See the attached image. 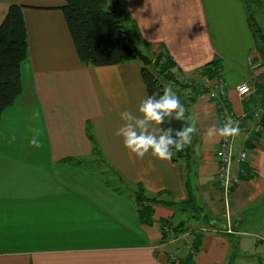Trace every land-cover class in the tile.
Here are the masks:
<instances>
[{
  "label": "crops",
  "instance_id": "obj_1",
  "mask_svg": "<svg viewBox=\"0 0 264 264\" xmlns=\"http://www.w3.org/2000/svg\"><path fill=\"white\" fill-rule=\"evenodd\" d=\"M117 1L144 54L154 57L164 47L178 82L189 79L208 90L222 85L225 110L246 115L234 147L247 150L250 159L233 166L240 183L229 197V220L217 182L221 138H205L218 124L219 102L203 93L190 103L192 92L170 84L191 117L187 122L198 128L190 159L174 163L150 152L138 159L115 132L123 124L120 113L139 115L148 97L142 64L83 65L61 12L63 0H0V24L9 6L21 7L28 43L21 94L0 120V264H170L167 256L183 253L187 234L163 240L156 222L176 225L185 217L160 205L155 223L141 225L134 201L138 185L165 202L186 201L191 193L210 217L213 231L197 226L204 225L199 219L184 224L204 234L194 264H246L251 257L250 263L264 264V129L256 131L251 113L258 106L264 110V62L244 0H109V7ZM256 1L254 15L257 9L264 15V0ZM214 59L220 60L218 79L193 74ZM244 83L253 89L240 99L236 88ZM34 135L43 147L30 145ZM94 153L117 180L90 170Z\"/></svg>",
  "mask_w": 264,
  "mask_h": 264
},
{
  "label": "trees",
  "instance_id": "obj_2",
  "mask_svg": "<svg viewBox=\"0 0 264 264\" xmlns=\"http://www.w3.org/2000/svg\"><path fill=\"white\" fill-rule=\"evenodd\" d=\"M64 6L61 8L63 17L71 37L75 52L79 61L85 66L105 67L114 66L132 61H137L134 52L129 47L125 34H128L133 44L136 46L138 36L132 35L125 27L124 19L118 8V1L113 7L106 8L108 0H63ZM246 4L249 27L255 37L257 52L264 62V35L257 25L254 8L259 4L256 0H244ZM27 31L22 17L21 7L9 6L3 21L0 24V120L3 111L11 107L17 97L21 94V65L27 57ZM147 44H144L145 47ZM140 50V49H139ZM144 54V53H143ZM148 56L147 54H145ZM149 67H141L139 73L144 83L148 96L153 93L163 94L164 85L160 79L176 85L181 90H189L193 97H188L193 103L199 94L208 93V89L195 85L192 80L178 82L176 67L171 56L161 47ZM220 60L214 59L201 68L195 70L198 78L207 81L220 77ZM194 83V84H193ZM184 121H175L169 124L166 120L161 128L172 127L179 129L184 126ZM190 146L183 151L175 152L171 158L172 162L189 160ZM218 182V181H217ZM186 201L180 203L161 201L157 196H146L141 185L134 191L135 208L137 217L141 225L151 227L154 223L155 207L166 206L175 210L174 215H182L184 220L174 225L170 219L157 220L159 231L163 240L171 238L177 239L180 235L188 234V239L180 243L181 248H185L179 256L168 255L170 264H194L196 255L199 253L201 241L204 236L199 230L187 232L184 224L190 219L202 220L204 225L212 231L211 220L204 214L197 205L196 199L191 193ZM174 206V207H173ZM217 233L226 234L228 229L215 228ZM204 232V231H203ZM178 247V249H180Z\"/></svg>",
  "mask_w": 264,
  "mask_h": 264
},
{
  "label": "clouds",
  "instance_id": "obj_3",
  "mask_svg": "<svg viewBox=\"0 0 264 264\" xmlns=\"http://www.w3.org/2000/svg\"><path fill=\"white\" fill-rule=\"evenodd\" d=\"M137 111L139 115L128 110L120 113L123 124L115 135L122 138L124 147L138 159H143L150 152L158 159L170 160L175 152L183 151L191 145L198 132L195 122H187L191 117L186 116L187 109L172 86L164 87L163 94L153 93L142 100ZM166 120L169 124L172 120L185 123L179 129L157 127ZM238 134V122L228 117L222 125L210 126L205 138L209 143H215L218 138L227 139ZM30 145L35 148L43 147L38 135L32 137Z\"/></svg>",
  "mask_w": 264,
  "mask_h": 264
},
{
  "label": "built area",
  "instance_id": "obj_4",
  "mask_svg": "<svg viewBox=\"0 0 264 264\" xmlns=\"http://www.w3.org/2000/svg\"><path fill=\"white\" fill-rule=\"evenodd\" d=\"M252 87L247 84H241L236 88L237 95L240 99L249 96L252 93ZM208 97L211 100L217 101L221 104L219 108L221 112L217 114V122L219 125H222L226 118L231 117L233 121L239 122L242 118L246 115L243 114L241 116H235L225 110V103L227 98V91L226 88L222 85L216 86L214 89H209L207 93ZM252 116L258 122L255 126L256 131H261L264 129V110L258 106L251 111ZM237 136V135H236ZM235 137H230L227 139H220L219 146L215 152V157L217 159V163L219 166V173H218V184L220 185L223 201L226 202L227 198L230 197L233 190L238 186L240 183L239 173L232 174L234 164L238 165H246V163L250 159V153L247 150H240L234 155V142ZM228 232H230L228 230Z\"/></svg>",
  "mask_w": 264,
  "mask_h": 264
},
{
  "label": "rangeland",
  "instance_id": "obj_5",
  "mask_svg": "<svg viewBox=\"0 0 264 264\" xmlns=\"http://www.w3.org/2000/svg\"><path fill=\"white\" fill-rule=\"evenodd\" d=\"M110 5V3H109V0H108V4H107V6H106V8H108V6ZM263 17H264V15H263V11L262 10H255V19H256V22H257V25L260 27V29H261V32H262V34L264 35V20H263ZM151 59H153V57H150ZM152 61V60H151ZM136 62H139L138 60L136 61ZM262 62H263V60H262ZM140 63V62H139ZM141 64V63H140ZM160 82H161V84L162 85H164L165 87L167 86V85H169L170 86V84H172V83H170V82H166L163 78H161L160 79ZM184 91H182V93H183ZM235 140H236V138H235ZM234 145H235V142H234ZM235 151V147H234V150H232V152H234ZM236 153H237V151H235L234 152V155L236 156ZM89 161H93V162H91V164H92V166H91V164H87L86 166L88 167V165L89 166H91V169L90 170H92V171H96V172H101V174H100V176L101 177H103V178H105L106 176H107V174H108V176L107 177H110V178H112V180H117V178H118V175H117V173L112 169L111 170V168L112 167H110V168H108L107 167V162L106 161H103V157H101V155L100 154H97V153H94L92 156H91V160H89ZM216 162H217V159H216ZM106 163V164H105ZM112 176V177H111ZM107 181V180H106ZM222 193V192H221ZM229 197L227 198V201L226 202H224V207H225V216H226V219H227V221L229 220ZM174 207V206H173ZM165 208V210H167V212H171V210L173 211V209H171V208H169V207H164ZM174 212H175V210H174ZM186 214L187 213H185V214H182V215H185L186 216ZM182 215H176V218H180V216L182 217ZM172 216H173V214H172ZM171 216V217H172ZM195 225V224H194ZM197 226H205V225H203V224H201V223H197ZM196 228V227H195ZM195 228H193V229H195ZM213 229L214 228H212L211 230L213 231ZM229 230V229H228ZM230 231V230H229ZM187 232H190V231H188L187 230ZM262 232L264 233V231L262 230ZM187 234V233H186ZM188 235V234H187ZM187 235H185V236H183L184 238H186V239H188V236ZM264 246V245H263ZM174 256V255H173ZM254 258L253 257H251V259H248V264H252V263H250V261H252ZM243 262V261H242ZM247 262H244V263H246L247 264Z\"/></svg>",
  "mask_w": 264,
  "mask_h": 264
},
{
  "label": "water",
  "instance_id": "obj_6",
  "mask_svg": "<svg viewBox=\"0 0 264 264\" xmlns=\"http://www.w3.org/2000/svg\"><path fill=\"white\" fill-rule=\"evenodd\" d=\"M125 37L127 39L129 47L134 52L136 59L142 64L143 67H149L152 64V61L149 59V57L143 54L141 50L136 48V46L133 44L128 34H125Z\"/></svg>",
  "mask_w": 264,
  "mask_h": 264
}]
</instances>
